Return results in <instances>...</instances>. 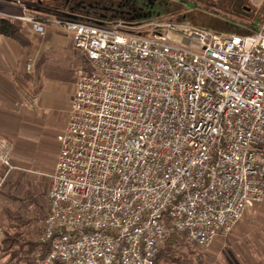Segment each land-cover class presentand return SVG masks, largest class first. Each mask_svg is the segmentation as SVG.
<instances>
[{
  "label": "built area",
  "instance_id": "2783aa9c",
  "mask_svg": "<svg viewBox=\"0 0 264 264\" xmlns=\"http://www.w3.org/2000/svg\"><path fill=\"white\" fill-rule=\"evenodd\" d=\"M0 16L47 31L31 14ZM52 22L95 71L81 74L57 136L39 236L50 250L35 264H155L170 233L207 248L264 201V19L246 34ZM10 152L0 140L8 169Z\"/></svg>",
  "mask_w": 264,
  "mask_h": 264
},
{
  "label": "crops",
  "instance_id": "0c3cea01",
  "mask_svg": "<svg viewBox=\"0 0 264 264\" xmlns=\"http://www.w3.org/2000/svg\"><path fill=\"white\" fill-rule=\"evenodd\" d=\"M41 1L44 8L51 10L44 35L24 25L21 33L30 43L24 47L12 38L0 36V140L11 147L13 167L8 169L0 162L1 238L16 234L34 240L39 237L47 213L50 176L59 155L57 136L67 126L81 74L95 71L93 63L75 48L72 37L52 22L68 19L64 14L70 12V0H65L67 5L61 10L51 0H0V13L29 14L27 3ZM179 3L176 6L183 9ZM171 5L163 12L172 13ZM237 8L261 13L256 30L260 28L264 0L242 1ZM165 20L181 19L161 21ZM31 62L33 69L28 70Z\"/></svg>",
  "mask_w": 264,
  "mask_h": 264
},
{
  "label": "rangeland",
  "instance_id": "374dc122",
  "mask_svg": "<svg viewBox=\"0 0 264 264\" xmlns=\"http://www.w3.org/2000/svg\"><path fill=\"white\" fill-rule=\"evenodd\" d=\"M77 1L78 0H70L69 7L75 6V3ZM85 1H87L86 3H88L90 0ZM134 1L137 0H132L131 2ZM138 1L139 4L137 3V5H143V7L145 8V13H149L146 19L147 21L178 18L181 19V17L185 14L186 9H192V11L195 13H200L203 14V16L205 15L209 19L217 20L215 21V23L219 27H236L238 33L241 34L254 32L260 25L259 18L262 17L261 13L257 14L254 10L249 13L244 9L242 10L241 8H237L240 2L246 0ZM100 2L105 3V6L107 7H110L112 4H114L113 7L116 8L118 5H122L124 0H100ZM177 2H180L179 4L183 6V9L176 6ZM51 3L60 8V10L64 8V4L67 5L65 0H51ZM169 4H172V13L163 12L166 11V8L169 6ZM235 6L236 8H233ZM234 12L236 13V16L233 15ZM77 13L83 14V12ZM101 13H104L102 8L97 11H92L90 17L99 16ZM227 13L228 16L225 19L222 15ZM188 19L190 18L188 17ZM105 22H107L108 25L113 24V22ZM216 25H212L213 28H216ZM216 32L222 34H230L234 31L225 33L217 30ZM30 64L33 65L32 62ZM31 69H33V66ZM3 238H1L0 222V246ZM37 240H39V237L37 238ZM182 240L187 242L185 238H183ZM181 250L188 255V259L187 261H185V264H264V201L251 206L230 234L224 237L216 238L209 247L200 248L190 244L187 247L181 248ZM180 260L183 259L180 258ZM0 264H32V262L30 260V256L28 255H21L12 258L10 254H5V252L0 251ZM173 264L180 263L175 262Z\"/></svg>",
  "mask_w": 264,
  "mask_h": 264
},
{
  "label": "trees",
  "instance_id": "16d2710c",
  "mask_svg": "<svg viewBox=\"0 0 264 264\" xmlns=\"http://www.w3.org/2000/svg\"><path fill=\"white\" fill-rule=\"evenodd\" d=\"M89 2H93V0H90ZM41 3L43 4L42 1L27 3V6L30 8L29 14L35 16L36 18H41L42 20L47 21L48 19H50L51 10L44 8V6ZM53 14L56 16L58 13H53ZM64 15L68 16V19L79 20L96 25H101L100 23H102L84 16L82 17H80L79 15L73 16L67 13ZM233 15L236 16V13L234 12ZM57 16H63V15L58 14ZM202 16L203 14L195 13L192 10H187V12L185 11V14L181 17V20H184L196 26L201 25L206 28L212 29L214 31L218 30L220 32H225V33L233 32V31H234L233 33L238 32L236 27L234 28L232 26L219 27L215 23V21L217 20L209 19L205 15L203 17ZM222 16L226 19L228 13L223 14ZM188 17L190 19H188ZM24 25L27 24H25L20 20L0 16V36H6L12 38L16 40L19 44H21V46L23 47L29 46L30 45L29 41L21 33L22 29L24 28ZM212 25L213 26L216 25V28L215 27L213 28ZM181 238L183 239V237H180L175 233H170L166 238L164 247L159 253L155 261V264H169V263L173 264L175 262H178L180 264H185V261H187L188 259V255L184 251H182L181 248L187 247L191 243L188 242L187 240H186L187 242H185ZM2 246H3V252H5V254H10L12 258L21 255L30 256V260L32 264H35L32 258V254L34 252L39 251L40 256L45 257L50 250L49 243L43 244L39 240L26 238L18 234L13 236H7L6 238H4L2 240ZM180 258H182L183 260H180Z\"/></svg>",
  "mask_w": 264,
  "mask_h": 264
},
{
  "label": "flooded vegetation",
  "instance_id": "af4514ba",
  "mask_svg": "<svg viewBox=\"0 0 264 264\" xmlns=\"http://www.w3.org/2000/svg\"><path fill=\"white\" fill-rule=\"evenodd\" d=\"M86 2L87 1L85 0H78L75 3V6L69 8L70 12L68 14L73 16L79 15L80 17L84 16L99 22H114L118 19L130 22L146 18L149 15V13H145V8L143 7V5H137V3L139 4L138 0L134 2L124 0L123 4L118 5L116 8L113 7L114 4H112L110 7H107L105 6V3L100 2V0H94L93 2L88 3ZM101 8L104 13H101L99 16L96 17H90L92 11H97ZM77 12H83V14Z\"/></svg>",
  "mask_w": 264,
  "mask_h": 264
}]
</instances>
